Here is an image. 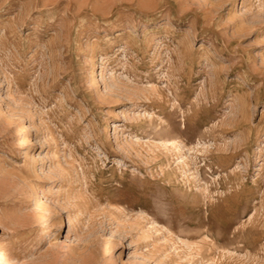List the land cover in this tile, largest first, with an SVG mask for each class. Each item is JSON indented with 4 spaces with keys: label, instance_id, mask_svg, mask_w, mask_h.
<instances>
[{
    "label": "rangeland",
    "instance_id": "1",
    "mask_svg": "<svg viewBox=\"0 0 264 264\" xmlns=\"http://www.w3.org/2000/svg\"><path fill=\"white\" fill-rule=\"evenodd\" d=\"M0 248L264 264V0H0Z\"/></svg>",
    "mask_w": 264,
    "mask_h": 264
},
{
    "label": "bare ground",
    "instance_id": "2",
    "mask_svg": "<svg viewBox=\"0 0 264 264\" xmlns=\"http://www.w3.org/2000/svg\"><path fill=\"white\" fill-rule=\"evenodd\" d=\"M56 228V227H55ZM55 231V230H54ZM54 234V233H53ZM53 236V235H52ZM40 239V238H39ZM39 239H38V241H39ZM41 241H42V239H41ZM41 242H39V244H40ZM36 245H37V243H36ZM0 264H11L10 262H9V260L7 259V257L5 256V254H4V251L0 248Z\"/></svg>",
    "mask_w": 264,
    "mask_h": 264
}]
</instances>
